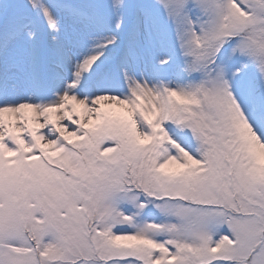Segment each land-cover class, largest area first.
<instances>
[{
  "label": "snow or ice",
  "instance_id": "1",
  "mask_svg": "<svg viewBox=\"0 0 264 264\" xmlns=\"http://www.w3.org/2000/svg\"><path fill=\"white\" fill-rule=\"evenodd\" d=\"M0 264H264V0H0Z\"/></svg>",
  "mask_w": 264,
  "mask_h": 264
}]
</instances>
